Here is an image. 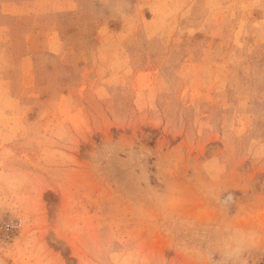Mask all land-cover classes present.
Instances as JSON below:
<instances>
[{"label": "rangeland", "instance_id": "374dc122", "mask_svg": "<svg viewBox=\"0 0 264 264\" xmlns=\"http://www.w3.org/2000/svg\"><path fill=\"white\" fill-rule=\"evenodd\" d=\"M0 264H264V0H0Z\"/></svg>", "mask_w": 264, "mask_h": 264}]
</instances>
